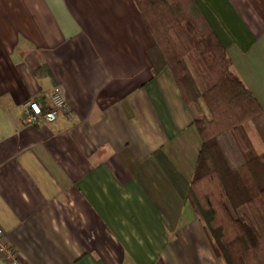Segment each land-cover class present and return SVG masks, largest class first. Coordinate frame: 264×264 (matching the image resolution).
Wrapping results in <instances>:
<instances>
[{
	"label": "crops",
	"instance_id": "0c3cea01",
	"mask_svg": "<svg viewBox=\"0 0 264 264\" xmlns=\"http://www.w3.org/2000/svg\"><path fill=\"white\" fill-rule=\"evenodd\" d=\"M194 2L264 119V0ZM154 44L133 0H0V242L20 264H226L184 198L200 115ZM55 88L65 110L26 125Z\"/></svg>",
	"mask_w": 264,
	"mask_h": 264
},
{
	"label": "trees",
	"instance_id": "16d2710c",
	"mask_svg": "<svg viewBox=\"0 0 264 264\" xmlns=\"http://www.w3.org/2000/svg\"><path fill=\"white\" fill-rule=\"evenodd\" d=\"M149 28L153 74L168 67L202 144L184 198L216 257L226 264H264V152L250 150L241 128L251 121L264 141L263 111L232 71L224 47L194 0H133ZM187 57L206 82L201 91ZM201 103L209 113L204 116Z\"/></svg>",
	"mask_w": 264,
	"mask_h": 264
},
{
	"label": "built area",
	"instance_id": "2783aa9c",
	"mask_svg": "<svg viewBox=\"0 0 264 264\" xmlns=\"http://www.w3.org/2000/svg\"><path fill=\"white\" fill-rule=\"evenodd\" d=\"M52 108L43 111L36 101H29L24 110L23 122L26 125L35 124L39 118H44L46 121L52 122L56 119L58 111L65 110V102L58 88H55L52 94ZM1 237V231H0ZM0 255L9 264H20L17 253L11 247L0 242Z\"/></svg>",
	"mask_w": 264,
	"mask_h": 264
},
{
	"label": "rangeland",
	"instance_id": "374dc122",
	"mask_svg": "<svg viewBox=\"0 0 264 264\" xmlns=\"http://www.w3.org/2000/svg\"><path fill=\"white\" fill-rule=\"evenodd\" d=\"M187 60H188L189 66H190V68H191L193 74L195 75V77H196V79H197V82H198L199 85L201 86L202 90H205V84H206V82L202 79V77H201L199 71L196 69V67H195L194 64L192 63L191 58H190V57H187ZM202 107H203V114H204V116L209 117V113H208L207 109L205 108V106H204L203 104H202ZM249 122H251V121H249ZM243 124H244V123H243ZM243 124H242L241 128H242V130H243V132H244V134H245V133H246V132H245V125H243ZM245 137H246V139H247V141H248V143H249L250 150L247 151V152H245L244 155H245V157H250V156H252V155L255 154V150L253 149V147H252V145H251V143H250V140H249V138L247 137L246 134H245Z\"/></svg>",
	"mask_w": 264,
	"mask_h": 264
}]
</instances>
